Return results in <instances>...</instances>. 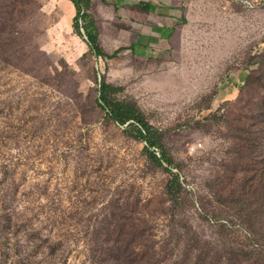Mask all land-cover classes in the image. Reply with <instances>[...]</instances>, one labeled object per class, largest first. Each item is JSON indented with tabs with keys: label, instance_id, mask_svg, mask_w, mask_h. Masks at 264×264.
<instances>
[{
	"label": "rangeland",
	"instance_id": "374dc122",
	"mask_svg": "<svg viewBox=\"0 0 264 264\" xmlns=\"http://www.w3.org/2000/svg\"><path fill=\"white\" fill-rule=\"evenodd\" d=\"M115 9L89 11L103 59L68 0H0V264H264V0H183L139 37Z\"/></svg>",
	"mask_w": 264,
	"mask_h": 264
},
{
	"label": "trees",
	"instance_id": "16d2710c",
	"mask_svg": "<svg viewBox=\"0 0 264 264\" xmlns=\"http://www.w3.org/2000/svg\"><path fill=\"white\" fill-rule=\"evenodd\" d=\"M68 1L73 4L77 13L73 25L75 33L81 37V30L84 31L90 53L97 58L109 59V56L100 47L96 22L89 14L92 0ZM113 90L114 88L110 85L106 83L102 84L99 98L100 105L109 110L108 118L117 122L119 125L127 124L128 130L126 134L134 140L144 143V151L147 152L151 160L159 166H165L166 170L171 174V181L167 185V194L170 198L175 199L182 185L178 174L173 172L177 164L163 145L161 133L155 127L146 123L144 117L134 103L117 102L111 99L110 93ZM152 149L158 150L160 157H158Z\"/></svg>",
	"mask_w": 264,
	"mask_h": 264
},
{
	"label": "crops",
	"instance_id": "0c3cea01",
	"mask_svg": "<svg viewBox=\"0 0 264 264\" xmlns=\"http://www.w3.org/2000/svg\"><path fill=\"white\" fill-rule=\"evenodd\" d=\"M112 5L118 13H124L123 24L129 34L137 37L145 27L140 21L174 19L182 8L183 0H95ZM154 22L152 28H159Z\"/></svg>",
	"mask_w": 264,
	"mask_h": 264
}]
</instances>
